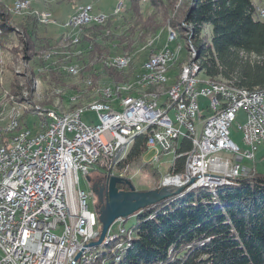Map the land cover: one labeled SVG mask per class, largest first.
I'll use <instances>...</instances> for the list:
<instances>
[{"label": "built area", "instance_id": "1", "mask_svg": "<svg viewBox=\"0 0 264 264\" xmlns=\"http://www.w3.org/2000/svg\"><path fill=\"white\" fill-rule=\"evenodd\" d=\"M28 3L17 2V7L23 12ZM85 18L86 13L74 20ZM175 49L173 33H168L167 45L150 52H160V59L149 60L146 66L158 69L170 63ZM189 58L186 82L163 99L148 95L133 106L96 114L97 123L91 124L84 122L85 113L77 121H68L45 112L51 119L50 132L11 146L9 158L0 159V264H74L78 254L79 260L91 255L95 248L90 244L98 240V215L79 189L80 174L91 176L90 168H96L102 158L113 159L124 147L121 159L125 158L138 137L147 136V149L157 152V160L168 154L176 159L181 156V142L191 143L184 174L165 179L180 182L171 185L189 189L199 182L220 184L255 170L243 167L239 160L254 161L255 152L264 145V95H242L198 83L192 78L194 50ZM200 97L209 99L211 116L201 112ZM169 106L179 109V117H170ZM241 112L246 152L230 132ZM107 132L112 141L106 139ZM224 146H233L232 162L217 160ZM121 222L116 221L107 233L122 230Z\"/></svg>", "mask_w": 264, "mask_h": 264}, {"label": "trees", "instance_id": "2", "mask_svg": "<svg viewBox=\"0 0 264 264\" xmlns=\"http://www.w3.org/2000/svg\"><path fill=\"white\" fill-rule=\"evenodd\" d=\"M128 1L129 7L122 16L126 23L123 21L116 27L121 29L119 41L126 54L134 51L136 41L144 43L170 27L186 43L187 50L193 46L206 78L233 88L264 90V21L253 0ZM1 3L0 53H12L14 49L17 51L12 42L16 31L11 27L6 4ZM111 18L105 25L90 26L96 29L85 28L83 44L94 42L99 51L102 47L98 41L106 43L104 36L113 34ZM24 22L22 52L37 53L52 48L53 40L40 35L41 26L36 19L25 18ZM55 53L42 57L47 62L46 57L52 58ZM245 56L262 60L251 62ZM105 73L115 82L125 79L120 72ZM146 142L147 136L138 137L125 158L115 164L113 159H105L108 173L138 164L140 169L161 178L153 163L142 162ZM191 150V143L183 140L178 152L181 156L169 169L171 176L184 174L186 154ZM118 188L129 190L126 184ZM136 218L129 229L130 246L118 251L117 245L123 241L120 238L108 246H100L104 249L95 248L93 264H264V174L256 169L232 185L218 188L215 196L208 188L185 190L180 196L142 210Z\"/></svg>", "mask_w": 264, "mask_h": 264}, {"label": "rangeland", "instance_id": "3", "mask_svg": "<svg viewBox=\"0 0 264 264\" xmlns=\"http://www.w3.org/2000/svg\"><path fill=\"white\" fill-rule=\"evenodd\" d=\"M28 1L31 4L29 10L21 13H17L15 11L14 13V5L16 4L17 0H0V2H2L1 4H6V8L9 10V14L11 15V27L16 31V36L13 37L12 35V42L14 41V45H16L17 49V51L14 49L12 53H0V130L7 127L11 119L17 115H20L21 125L24 128H29L35 132L46 129L51 122V119L47 117L45 112L56 113L59 115L60 113L63 114L74 109L75 107L81 105L85 106L91 101L104 99L103 90L106 91L108 86H110L112 83H124L131 81L141 70L143 63L150 57L151 50H149L150 48L148 45L151 42H154L151 49L161 50V48L167 45V31L170 27L165 28L154 36H150L144 43L143 41L135 42L133 45L134 51H131L133 55L135 54V61L127 71H119L115 68H107L103 65L102 61H104V59L106 61L111 56L118 57L120 55L126 54V52L122 50L123 48L121 47L119 41L120 36L122 35L121 29H117L116 27L120 26V23L125 20L122 16L124 14V9L129 7L128 0ZM253 2L257 8L264 9V0H253ZM119 3H123V10L118 15H115L114 12L116 6ZM83 5H93V8H95V12L97 14L105 13L107 15L110 14L112 17L111 20H113V25L111 26V30L113 34L106 37L104 36L106 43L98 41L97 44L102 47L99 51L95 49V46L93 45L94 42L86 41L85 43L89 44L90 46L87 47V45L85 46L84 43L81 45L85 46L84 48H77V46H73L72 44L69 45L68 41L66 40L65 34H69V31L64 29V25L69 20L73 10L75 9L77 11V9ZM76 11H74L73 14ZM36 13L43 14V16L47 18L50 23L47 25L40 24ZM25 18L37 20V23L41 26L39 32L40 35L53 40V44L51 45L52 48L37 53L35 51L27 54L22 52L24 49V46L22 45L24 28L22 25L25 23ZM260 19L261 21H264V18ZM89 28L96 29L97 27ZM83 31L85 32V29ZM180 40L184 50V53L182 52L181 54V58L183 59H180L174 67L175 70L173 69V72L171 71L173 74L172 77L177 75V73H179L178 70H181L183 67V60L188 52L186 49V43L182 39ZM176 45L177 44L175 43V48H177ZM82 48L84 51L87 50L83 56L79 54ZM53 52H56V55H52V58H46L48 59L47 62L44 61V57L42 56H45L47 53L51 54ZM97 52L102 53V55H99ZM131 52L129 51L128 53ZM92 54H94V56H92ZM245 59H248L251 62L262 60L261 58H257L255 56H245ZM76 65L82 69L79 77H74L71 74H68V72L64 71L65 67ZM111 70L120 72V74L123 73L125 79L120 82L113 81L110 75L105 73L106 71ZM88 80H91L92 86H88L86 84ZM73 97L77 98V102H73L71 100ZM209 103L210 101L208 98H199L201 112L206 117H209L213 114L211 110L208 111ZM83 119L86 124H91L92 122L97 123V115L92 112H86ZM244 123L245 115L243 112H241L237 115V119L230 130L231 138L241 148L242 152L249 150L245 146L243 133L240 130V126H242ZM105 137L108 141H112L109 132L105 134ZM157 155L158 154L156 151L147 149L142 156V162L144 164L153 163L154 166L159 170L162 176L161 178L154 177L151 172L140 169L141 166L138 164L126 166L124 169L120 168V171H118L117 168L113 171L111 170V175L124 177L125 179L130 180L137 191H150L159 189L164 184L165 179L171 176L169 174V169L175 161V156L174 154L162 155L157 160ZM221 156L223 158H228L231 155L222 153ZM239 161L243 167L248 169L255 168L259 173L264 174V145H260L259 149L255 152L254 161H247L245 159ZM96 167H99L106 172H108L109 169V167H105V158H102ZM94 169L90 168L91 175H93ZM79 189L88 195L89 207L91 210H95L97 213L101 205L97 199V195L93 193L91 184L87 182L83 174H80ZM136 219V216L128 219L125 227L127 229L132 228L136 223ZM97 228L99 237L101 230L99 222ZM100 249L104 248L100 247Z\"/></svg>", "mask_w": 264, "mask_h": 264}, {"label": "bare ground", "instance_id": "4", "mask_svg": "<svg viewBox=\"0 0 264 264\" xmlns=\"http://www.w3.org/2000/svg\"><path fill=\"white\" fill-rule=\"evenodd\" d=\"M17 2H29V1L28 0H17ZM17 2L14 5L15 10L13 12L15 13L16 11L17 13H21L20 9L17 7ZM30 5H31L30 3H28L27 5H24L23 12L29 10ZM91 6L92 5L80 6L77 9V11L70 16L69 18L70 21L68 20L67 23L64 25L66 30L69 31V34H65L66 40L68 41L69 45L72 44L73 46H77V48L78 47L84 48L86 45L87 47L90 46L89 44H86V43H85V46H81L83 45V41L81 40L83 38V33H84L83 30L90 26L105 25L107 21L110 19V16L108 15L104 17H97L98 15H104V13L97 14L94 11L93 6L92 7ZM122 10H123V3H119L115 9V12H114L115 15H118ZM84 13H86L85 19L74 20L77 16H81ZM257 13L260 17V14H264V9L257 8ZM37 15L41 16V17H38L39 22L41 24L47 25L50 23V21L47 18H45L43 14L36 13V16ZM43 19L45 20L43 21ZM167 32L173 33V40L177 44L176 45L177 48L175 50V58H173L170 61V63H164L163 66H161L158 69L157 67L146 66V62H148L149 60H159L160 59V52H152L150 54V57L141 66V70L134 76V78L131 81H127L124 83H112L110 86H108L109 88L108 87L106 88V91L103 90L104 99L94 100V101L89 102L85 106L81 105V106L75 107L74 109L68 112H65L63 114L60 113L59 116L68 117V121H77L80 119V116L83 113H86L87 110L95 114H100L101 112H110V111L120 110V109L126 108V106L135 105L136 103H138V100L140 98H146L148 97V95L151 97H154L155 99H163L167 97V95L170 94V92L172 91L174 87H180L182 86V83L186 82L187 72L191 69V58L189 57H190L192 50H194V58H193V70L194 71H192L193 80L198 81V83L218 85V86H221V88L224 90L238 92V94H242V95H251V94L264 95V90L263 91L261 90L249 91L246 89L233 88V87H229V85L227 84L214 82V80L212 81V79L206 78L201 72L200 63L196 57L197 53L195 49L193 48V46H190V49L188 48L189 50H187L188 52H187L186 57L183 60L184 62L183 64L181 63L183 67L181 68V70H178L179 73H177V75L172 77L173 76L172 70L174 69L175 65L179 62V60L183 59L181 58V54L182 52L184 53V50L180 42L181 40L179 39L177 34L171 28H169ZM107 34H110V32L107 31ZM153 43L154 42H151L148 45L149 48L153 46ZM83 48L81 49V52L79 53L81 54V56H83L87 51V50L84 51ZM49 57L50 55H48L46 58H49ZM134 61H135V54L133 55L132 53H130V54H123L118 57L111 56L109 59H107L106 61L104 59V61L102 62H103V65L107 68H113V69L115 68L119 71H127L132 66ZM80 68L81 67L77 65L70 66V67L68 66V67H65L64 71L68 72V74H71L74 77H79L80 72L82 70ZM159 79H162V80L155 82L156 80H159ZM91 80H88V82H86L88 86H92ZM71 100L73 102L75 101L77 102V98L75 97L71 98ZM169 113H170V117H179V109H176V106H169ZM50 127H51V122L49 123L46 129L35 132L29 128H24L21 125L20 115L14 116L11 119L8 126L0 130V159L9 158V156L11 155V146H17V141L19 140L36 141L40 136H46L47 133L50 132ZM222 153L230 154L231 156L228 158H223L221 156ZM217 160L223 161V162H232L233 161V146L222 147V151H218L217 153ZM171 182H174L176 184L180 183L178 180L167 181L166 183L171 184ZM234 182L235 181H224V182H220V184L210 183V182H199V183H196L195 186H192L191 188L186 189V191H191L197 188H208L212 192V194L215 196L219 187L228 186V185L230 186ZM126 222L127 221L122 219V222H121L122 230L110 231L109 233H107L101 246H108L113 241L123 238L122 239L123 241L121 243L119 242V244L117 245L118 251L123 252V250L128 248L130 246L129 242L131 241L129 239L132 238V234L130 233L129 229L125 227ZM95 260H96V255L94 254V250H93L91 255H89L86 259L76 261L74 264H93ZM117 261H120V258L117 257ZM103 264H105V262Z\"/></svg>", "mask_w": 264, "mask_h": 264}, {"label": "water", "instance_id": "5", "mask_svg": "<svg viewBox=\"0 0 264 264\" xmlns=\"http://www.w3.org/2000/svg\"><path fill=\"white\" fill-rule=\"evenodd\" d=\"M125 147L122 148L113 158L114 164L119 161L124 154ZM86 180L91 183V176H87ZM194 183V180L191 182ZM126 184L129 187L128 191H123L118 188V185ZM93 193L95 194V186H93ZM104 190L100 189L98 192V201L101 207L97 211L98 222L101 226L98 240L92 242L90 247L98 248L102 245L108 230L119 219L127 221L131 217L137 216L139 212L147 208L153 207L161 202L167 201L171 198L180 196L186 190L185 186L171 185L164 182L161 188L150 191H137L132 185V182L124 177L109 176L106 193L107 198L104 201ZM81 254H78L75 260H79Z\"/></svg>", "mask_w": 264, "mask_h": 264}, {"label": "flooded vegetation", "instance_id": "6", "mask_svg": "<svg viewBox=\"0 0 264 264\" xmlns=\"http://www.w3.org/2000/svg\"><path fill=\"white\" fill-rule=\"evenodd\" d=\"M113 163H114V161H113ZM109 176H110V173L104 171L103 169H101L99 167H96L93 170V175H91L92 182L90 184H91L92 188H93V186H95V194L96 195L98 194L100 189L105 188L104 196H103L104 201L107 198L106 186H107ZM97 199H98V196H97Z\"/></svg>", "mask_w": 264, "mask_h": 264}, {"label": "crops", "instance_id": "7", "mask_svg": "<svg viewBox=\"0 0 264 264\" xmlns=\"http://www.w3.org/2000/svg\"><path fill=\"white\" fill-rule=\"evenodd\" d=\"M113 9H114V8H113ZM74 11H76V10L74 9L73 12H74ZM94 11H95V8H94ZM73 12H72L71 14H73ZM108 15H110V14H108ZM112 15H113V14H112ZM110 16H111V15H110ZM64 29H66V28L64 27Z\"/></svg>", "mask_w": 264, "mask_h": 264}]
</instances>
